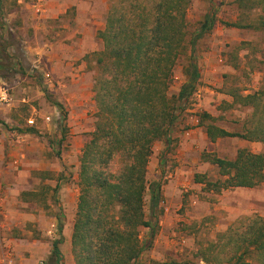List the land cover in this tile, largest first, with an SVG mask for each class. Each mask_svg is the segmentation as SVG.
<instances>
[{"label": "trees", "instance_id": "16d2710c", "mask_svg": "<svg viewBox=\"0 0 264 264\" xmlns=\"http://www.w3.org/2000/svg\"><path fill=\"white\" fill-rule=\"evenodd\" d=\"M6 1L0 0V26ZM13 1L19 6L18 0ZM192 1L116 0L108 10L105 27L98 33L103 49L94 52L97 120L80 158L72 233L76 264H139L147 247L142 230L149 228L153 238L159 229L164 183L148 180L153 147L156 141L164 142L160 167L166 168L165 157L177 142L174 132L201 85L197 42L216 24L215 12L207 14L188 42ZM235 3L240 16L229 25L262 31L264 39V0ZM183 56L185 80L177 93H171L175 68ZM6 67L0 62V68ZM227 93L233 99L230 106L251 108V113L241 131L227 130L214 123L212 114H201L199 123L209 140L238 137L264 143V88L246 94L232 88ZM27 131L37 130L31 126ZM202 160L218 169L216 179L195 174L204 192L221 194L264 182V153L250 147H240L233 159L205 151ZM59 189L58 183L55 191ZM58 219L61 234V213ZM62 240L61 236L53 242L51 259L56 264L63 258ZM196 255L206 264H264V217L252 214L236 219L216 240L202 244Z\"/></svg>", "mask_w": 264, "mask_h": 264}, {"label": "rangeland", "instance_id": "374dc122", "mask_svg": "<svg viewBox=\"0 0 264 264\" xmlns=\"http://www.w3.org/2000/svg\"><path fill=\"white\" fill-rule=\"evenodd\" d=\"M115 1L106 0L101 7L98 18L101 23L103 22L101 28L105 27L107 7L110 8ZM13 3V0L6 1V14L3 15L2 26H0V62L9 66L0 68V87L1 90L7 89L13 98L12 103L0 105V139L7 138L13 142V145L15 144L11 148L13 147L17 158L4 157L2 165L9 167L11 181L13 179L16 183L18 179L16 180L15 177L22 174L20 180L26 183L32 182L30 189H36L34 193L29 189L24 190L27 195H35L34 197L25 195V200L29 199L33 203L23 207L25 213H30L32 217L35 215L36 219L28 221L23 229L15 227L12 231L15 236H22L24 231H28L25 236L28 235L29 239L39 241L37 247L40 246L39 249L42 252L35 256L26 252L21 257L18 256L14 244L8 243L0 253V264H56L50 255H46L52 243L59 238V219L52 220L51 217L54 213H62L68 222V218L73 216L71 220L73 233L80 193L78 185L80 158L97 120V106L93 91L97 71L94 52L102 50L103 43L98 39L93 51L74 60L71 66L74 73L88 72L91 75L85 78L87 82L83 83V89L78 94L83 103H79L77 97L73 103L68 97L72 76L64 74L66 64H62L59 60L51 61L48 55L52 51L50 46L54 49L58 43L66 41L71 43L75 35L79 34L80 29L75 21L77 6L71 5L64 16L51 19L45 15H36L30 0H23L21 8ZM11 4L13 5L10 6ZM18 11L21 12L18 13ZM212 12H215L216 24L198 40L195 54L201 66V84L209 86L213 93L207 92L206 98L204 97L206 101L203 96L198 98L196 93L192 105L183 114L177 130L190 129L192 123H188L189 118L197 116L200 120L201 114L211 112L210 114H214L215 124L230 131H241L242 122L251 113V108L230 106L232 97L228 95V90L237 88L249 93L264 88L263 32L229 25L237 21L240 16L235 0H193L187 14L188 42L199 30L206 15ZM20 16L25 18V23L19 22L22 20ZM37 23H41L40 29L36 28ZM222 28L228 31H223ZM241 38H248V40L240 41ZM248 42L250 44H247ZM188 47L190 49V46ZM220 57L224 58L223 62L219 61ZM185 63L186 57L183 56L175 68L171 93H177L185 80ZM229 63L238 66L229 68ZM207 70H213L209 73L210 76L207 75ZM46 72L51 73V78L45 75ZM205 77L210 82L205 81ZM200 103L202 104L198 107ZM73 116L78 121V125L73 123ZM48 117L50 119H47ZM30 118H34L35 122L30 123ZM31 126H34L37 131H27V128ZM91 127L93 130L90 132ZM242 141L243 139L240 138L226 137L212 143L201 134V146L197 150V155H200V152L211 151L220 157L233 159L242 146ZM176 147L177 143L165 157L167 170L172 166L170 156ZM7 148L5 146L4 155ZM164 148L165 144L162 140L154 144L148 169L150 182L153 180L166 182V178L161 177L160 172L158 173ZM43 169L46 171H42ZM42 172H47V175L43 176ZM204 173L209 179L218 178V169L215 165L210 164ZM41 177L44 178L42 181ZM46 177L48 180L44 182ZM57 181L61 183L59 199L52 187ZM63 196L68 198L66 203L62 200ZM200 196L202 199L229 205L232 208L230 210L222 208L217 213L208 215V221H202L200 224L179 222L178 228L184 233L189 235L195 233V248H191V244L186 242L187 235V238L175 236L177 248L179 247V252L183 255L173 254L170 264H200V259L196 255L198 249L202 244L216 240L217 235L224 231L220 225L225 226L226 230L240 217L252 214L264 217V182L253 188H234L225 190L221 194L202 193ZM239 210L244 212L240 213ZM44 213L47 214L48 220L45 227L41 218ZM147 213H150L148 208ZM229 214H235L236 217L228 223ZM148 233V228L142 230L141 238L144 246H147L149 242H145ZM44 241L45 244L48 242L49 246L44 245ZM3 244L5 245L6 242ZM61 264H76L72 238L69 249L64 251Z\"/></svg>", "mask_w": 264, "mask_h": 264}, {"label": "crops", "instance_id": "0c3cea01", "mask_svg": "<svg viewBox=\"0 0 264 264\" xmlns=\"http://www.w3.org/2000/svg\"><path fill=\"white\" fill-rule=\"evenodd\" d=\"M23 0H18V5L21 8ZM34 0H30V4L33 12L38 16H46L51 19H57L64 16L71 5H76L77 15L75 18L76 24H78L79 34H76L71 43L61 42L56 45V48L50 49L52 50L48 56H50V60H59L62 64H66V75L72 76V82L70 83V91H69V99L73 101L75 97H77L79 103H83L82 99L78 96L83 89V83L87 82V76L91 75L90 73L81 74L75 72L71 69V66L76 59H80L85 54L94 50L95 44L98 42V33L103 26V22L99 21V12L101 7L104 5L106 0H44L45 2V11L43 13H38L33 4ZM109 6L106 9V13H108ZM21 11H18V13ZM35 16V15H34ZM22 20H19L20 23H25V18L20 16ZM100 23V24H99ZM106 24V23H105ZM37 29H40L41 23H37ZM223 29V28H222ZM223 31H228V29H223ZM101 40V39H100ZM225 40V39H224ZM248 38H241L240 41H246ZM247 44H250L249 42ZM224 58L220 57L219 61L223 62ZM229 68H236L234 64L228 65ZM213 71V70H212ZM211 70H207V75H211L209 73ZM206 75V74H205ZM208 77V76H207ZM205 81H209L208 78ZM1 91V87H0ZM207 92L213 93V90L207 85L201 84L197 96L198 98L203 96L204 101ZM243 93H247V91H243ZM250 93V92H249ZM205 97V98H204ZM217 99V98H216ZM229 100V99H228ZM233 100V99H232ZM231 101V100H229ZM232 102V101H231ZM198 104V107L201 106ZM205 107V106H204ZM210 112V111H209ZM74 113V112H72ZM211 113V112H210ZM214 115V114H212ZM73 123L78 125V121L75 116ZM248 117V116H247ZM246 117V118H247ZM245 118V119H246ZM195 117L193 116L191 119L189 118L188 123H192L190 129L176 130L174 133V137L177 138V147L176 150L171 154L170 159L172 160V166L167 170L166 168H159L158 173L160 175H164L166 178V182L163 184V193L164 199L161 203V207L163 209V214L159 219V229L155 233L154 237L151 238V232L149 229V233L145 237V242H148L149 246L145 248L142 256L140 257L139 264H170L172 262V255L182 256L183 254L179 252V247L177 248V242L174 239L175 236H179L180 238H185L186 242L190 243L191 248H195L196 237L195 233L189 235L184 233L182 230L178 228L179 222L184 223H194L200 224V222L208 221V215H213V213H217L220 209L230 210L232 207L229 205H221V203L212 202L211 200L202 199L200 194H215L213 191L204 192L203 183H198L195 181L196 173H204L206 169L209 167V162L202 160V153L197 155V150L201 146V134L202 137L208 135L204 126L200 125L195 121ZM244 124V120L242 122V126ZM243 128V127H242ZM78 129V126H77ZM93 130V127L90 128V132ZM238 138V137H232ZM220 139V138H219ZM241 139V138H240ZM210 141V140H209ZM211 142V141H210ZM216 142V141H215ZM8 143V145H5ZM214 143V142H212ZM241 147H250L254 152H263L264 143L262 142H252L243 139ZM15 145V144H14ZM13 142L8 140L7 138L0 139V253L4 250V246H7L8 243L14 244L16 248V252L18 256H23L24 253L30 252L31 255L34 256L42 252L37 247V240H31L28 238V235L25 236V233L28 231H24L22 236H15L13 231L15 227L24 228L28 221H34L36 216L30 213H25L23 207L27 204H32L30 200H25L26 192L24 190L29 189L30 192L35 191L36 189H30L32 186V182L28 181L23 182L21 179V175L15 177L18 181L15 183L10 175L9 167H3L2 162H4V157L14 159L17 158L14 153ZM5 146L8 147L6 150V156L4 155ZM13 150V151H11ZM211 152V151H210ZM9 159V160H10ZM46 169V168H45ZM43 169L42 171H46ZM22 173V172H20ZM20 177V178H19ZM41 181L44 179L41 177ZM48 180V177L45 178L44 182ZM19 183H22L21 185ZM41 183V182H40ZM43 183V182H42ZM60 182H56V184L52 187L55 190V187ZM247 188V187H238ZM234 189V188H233ZM59 190L57 191L58 194ZM34 193V192H33ZM35 195V194H34ZM34 195H27L32 196ZM58 199L59 196L58 194ZM62 197L64 203L67 202L68 198ZM221 199V198H220ZM239 212H244L243 210H239ZM62 215V213H61ZM47 214L44 213L42 218L43 226L47 225ZM72 217L67 219L62 216L63 229L61 234H59V238L63 237L62 242H60L61 252L64 254L65 249H69L71 238H72ZM236 215L229 214L227 217V222L232 221ZM57 219L58 214L54 213V216L51 217ZM70 219V220H69ZM212 219V218H211ZM66 221V222H65ZM65 222V225H64ZM225 230V226L220 225V228ZM227 228V227H226ZM25 236V237H24ZM58 238V239H59ZM3 242H6L4 245ZM44 245H48L49 243L44 241ZM37 247V248H36ZM53 243L52 246L49 247L47 251V256L52 255ZM64 249V250H63ZM183 251V249L181 250ZM168 261V262H167ZM174 261V260H173ZM23 264V263H22ZM200 264H206L203 261H200Z\"/></svg>", "mask_w": 264, "mask_h": 264}, {"label": "built area", "instance_id": "2783aa9c", "mask_svg": "<svg viewBox=\"0 0 264 264\" xmlns=\"http://www.w3.org/2000/svg\"><path fill=\"white\" fill-rule=\"evenodd\" d=\"M33 4H34V7H35V9H36V11L38 13H43L45 11V2H44V0H34ZM45 75L48 78H51V73L50 72H46ZM12 102H13V98H12L11 94H9L7 89H2L0 91V105H2V104H10ZM194 117L197 120V121L196 120L195 121L197 123H199V121H200L199 117H197V116H194ZM47 119H50V117H48ZM29 122L30 123H34L35 119L34 118H30Z\"/></svg>", "mask_w": 264, "mask_h": 264}]
</instances>
